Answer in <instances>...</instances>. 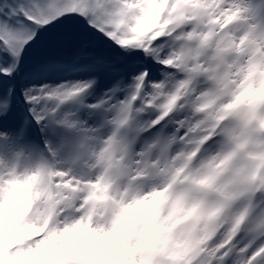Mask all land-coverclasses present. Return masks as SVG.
Masks as SVG:
<instances>
[{"label": "snow or ice", "instance_id": "obj_1", "mask_svg": "<svg viewBox=\"0 0 264 264\" xmlns=\"http://www.w3.org/2000/svg\"><path fill=\"white\" fill-rule=\"evenodd\" d=\"M0 264H264V0H0Z\"/></svg>", "mask_w": 264, "mask_h": 264}]
</instances>
